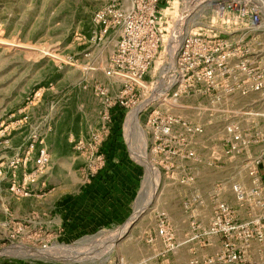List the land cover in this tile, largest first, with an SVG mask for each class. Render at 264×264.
<instances>
[{"label": "rangeland", "instance_id": "374dc122", "mask_svg": "<svg viewBox=\"0 0 264 264\" xmlns=\"http://www.w3.org/2000/svg\"><path fill=\"white\" fill-rule=\"evenodd\" d=\"M112 1L0 0V264H224L233 250L243 252L244 264H264V241L252 240L243 249L237 234H208L214 212L203 215V225L194 224L195 237L188 244L160 234L161 214L176 205L172 197L181 187L176 184L185 178L192 179L203 202L231 207L237 203L234 185L247 192L255 187L248 173L254 165L264 198V93L219 104L191 95L171 105L161 97L165 87L156 86L151 94L127 96L125 103L132 106L125 110H107L95 87L107 88L113 102L122 87L106 76L114 47L93 40L92 22L96 11ZM201 16L183 33L202 26ZM160 65L157 59L147 82L158 79ZM109 111L111 123L105 120ZM171 117L203 126L202 135L189 138L193 159L166 157L158 149L165 145L155 144L148 121ZM231 125L239 126L249 142L235 154H228ZM33 140L28 164L13 165ZM41 147L48 150L50 164L29 194H22ZM218 151L226 153L221 170L212 157ZM109 166L123 169L125 176H113L118 206L106 218L100 209L92 215L97 209L90 201L81 209L75 200ZM179 169L190 174L177 176ZM263 203L258 197L251 206L258 231H264ZM240 217L234 213L235 224L250 221ZM165 226L170 233L168 218ZM125 228L114 247H102L104 234L115 238Z\"/></svg>", "mask_w": 264, "mask_h": 264}, {"label": "built area", "instance_id": "2783aa9c", "mask_svg": "<svg viewBox=\"0 0 264 264\" xmlns=\"http://www.w3.org/2000/svg\"><path fill=\"white\" fill-rule=\"evenodd\" d=\"M200 13L204 15L201 16L204 18L202 26H194L183 33ZM92 23L93 40L103 46L112 44L114 47L106 76L118 81L122 87L114 102L107 88L95 87L96 98L105 103L107 110H125L132 106L125 103L127 96L141 95L143 91L151 94L156 86L165 87L161 97L169 104L191 95L204 96L219 104L237 96L264 93V0H114L96 11ZM178 43L177 50L170 57L169 48L173 46L174 49ZM157 59L161 60L160 68L156 70L158 79L147 82L145 78ZM110 115L109 111L105 120L111 123ZM160 121L152 123L150 120L148 125L155 144L165 145V149L158 147L163 155L193 159L195 152L190 147L189 138L202 135L203 126L172 117L161 118ZM226 134L231 145L228 154L239 153L249 144L237 125L229 126ZM35 143L33 140L26 154L18 155L13 165L26 166ZM218 152H213L212 157L220 160L226 156L225 152ZM50 161L48 150L39 148L35 171L26 177L25 186L19 192L28 195L30 187L34 186ZM248 171L255 187L250 192L240 185L232 187V193L241 206H252L258 197L264 200L260 199L257 169L253 165ZM16 189L13 185L12 191ZM161 217L160 234L174 240L172 230L169 233L165 226L166 214H161ZM195 223H192L193 228ZM259 223L258 219L257 222L235 224L234 211L220 202L208 234H237L245 249L252 240L264 241V231L255 228ZM243 258V252L233 250L224 264H244ZM218 262L210 260L205 264ZM190 264L200 262L192 260Z\"/></svg>", "mask_w": 264, "mask_h": 264}, {"label": "crops", "instance_id": "0c3cea01", "mask_svg": "<svg viewBox=\"0 0 264 264\" xmlns=\"http://www.w3.org/2000/svg\"><path fill=\"white\" fill-rule=\"evenodd\" d=\"M220 161L221 159L219 160V164L215 166L217 170L224 168L221 166ZM188 171V169H179L177 170L176 175L178 176L179 174H185L188 176L190 174ZM104 173H106L105 176H107V178H104L102 181L101 175H104ZM114 175L118 177L125 176V171L123 169L114 170L110 166L106 169H103L99 175L93 177V180L90 181L89 186L85 187L81 195L76 198L75 203L82 209L86 206L87 202L90 201L93 208L95 210L97 209L92 213V215L97 216L99 209L102 211V214L106 216V218L113 215L116 211V206H118V204L114 202L113 198L115 195L114 188H116L113 178ZM191 182H193L191 178H185L182 181L177 182L176 185H180L181 187L176 188L177 194L172 197L176 205L168 208L167 212H165L168 221L170 222L174 239L176 241H184L182 243L183 245L184 243L188 244L195 237V230L192 226V223L199 222L203 225V215L213 213L218 204L217 200L215 203H206L205 201L203 202L201 197L196 195L197 191L194 190ZM198 196L199 198L196 200V197ZM230 208L235 210L234 211L232 209L236 217H238V215L241 216V220H250L248 222L258 221V216L253 213V207L249 205L241 206L238 203H234ZM248 210H250V215ZM156 213L159 214L160 210H157ZM243 215H245L244 219H242ZM198 235L202 236L203 233L200 232Z\"/></svg>", "mask_w": 264, "mask_h": 264}, {"label": "bare ground", "instance_id": "6f19581e", "mask_svg": "<svg viewBox=\"0 0 264 264\" xmlns=\"http://www.w3.org/2000/svg\"><path fill=\"white\" fill-rule=\"evenodd\" d=\"M174 42H176V38H175V41H174ZM168 52H169L170 57L174 55V49H173V46H171V47L169 48ZM157 66H158V65H157ZM138 112H139V111H138ZM136 115H138V113H137ZM140 211H141V210H139V212H140ZM139 212H138V213H139ZM135 219H136V218H135ZM135 219H134V220H135ZM131 221H132V220H131ZM131 221H130V223H131ZM127 229H128V228H125V230L123 229V232H121V231L119 230V231H120V235L117 236V237H115V238L109 236L111 233H110L109 235L104 234V235L101 237V238L103 239V242L100 241V242H102V245H103V246H102V245H101V246H102L103 248H105V249H106V247H107L108 245H110V244L113 246V244H115L120 238L123 237V235L127 232ZM117 232H118V231H117ZM117 232H116V233H117ZM116 233H115V234H116ZM107 234H108V233H107ZM112 234H114V233H112ZM113 236H114V235H113ZM97 240H98V239H97ZM100 240H101V239H100ZM92 247H93V246H92ZM99 247H100V245H99ZM113 247H114V246H113ZM113 247H112V248H113ZM94 248H95V247H94ZM97 248H98V247H97ZM108 248H111V247L109 246ZM97 250H98V249H97ZM109 250H110V249H109ZM107 251H108V249H107ZM28 252H29V251H27V253H28ZM94 252H95V251H94ZM18 253H21V252H18ZM22 253H23V252H22ZM22 253H21V254H22ZM43 253H44V252H43ZM91 253H92V252H91ZM46 254H47V253H46ZM92 254H93V253H92ZM92 254H89V255H90V259L93 258V255H92ZM30 255H31V254H30ZM44 256H45V255H44ZM51 258H52V257H51Z\"/></svg>", "mask_w": 264, "mask_h": 264}]
</instances>
